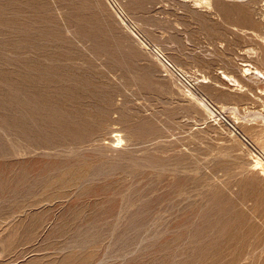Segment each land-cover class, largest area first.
<instances>
[{"label": "rangeland", "instance_id": "rangeland-1", "mask_svg": "<svg viewBox=\"0 0 264 264\" xmlns=\"http://www.w3.org/2000/svg\"><path fill=\"white\" fill-rule=\"evenodd\" d=\"M195 1L0 0V264H264V0Z\"/></svg>", "mask_w": 264, "mask_h": 264}, {"label": "built area", "instance_id": "built-area-1", "mask_svg": "<svg viewBox=\"0 0 264 264\" xmlns=\"http://www.w3.org/2000/svg\"><path fill=\"white\" fill-rule=\"evenodd\" d=\"M115 5L118 8L119 12L124 17H126L123 10L116 3H115ZM151 47H152V50L158 55V57L164 61L166 66L168 68H170L174 72V74H176V76H178L179 79H181L183 82H185L188 86H192L190 79L183 72V70H181L179 67H177L175 64H173L156 46L151 45ZM212 107L215 111H217L219 114H221V112L216 107H214V106H212ZM222 117L226 120V118L223 115H222ZM231 126L236 131V133L239 135L241 140L254 152V154H256L258 157H264V152L261 149H259L245 134L240 132L235 126H233L232 124H231Z\"/></svg>", "mask_w": 264, "mask_h": 264}, {"label": "bare ground", "instance_id": "bare-ground-1", "mask_svg": "<svg viewBox=\"0 0 264 264\" xmlns=\"http://www.w3.org/2000/svg\"><path fill=\"white\" fill-rule=\"evenodd\" d=\"M197 2H198V4H206V5H208V7L210 6H212V2H211V0H196ZM195 1V2H196ZM204 2V3H203ZM97 25V24H96ZM46 67V66H45ZM252 68L251 67H247V68H245V70L246 71H250ZM254 69V72H256V73H258V75L260 74L261 76H264V71L263 70H261L260 68H258V67H254L253 68ZM24 74V73H23ZM29 76V75H28ZM33 77V76H32ZM224 77H226V78H228V77H230V76H228V75H226V76H224ZM58 81V80H57ZM60 81H62V80H60ZM66 81V80H65ZM27 82V81H26ZM64 82V81H63ZM46 83V82H45ZM64 85V84H63ZM33 87V86H32ZM68 87V86H67ZM78 87V86H77ZM2 88V87H1ZM34 88V87H33ZM36 88V87H35ZM42 89V88H41ZM37 90H39V89H37ZM59 90V89H58ZM42 91V90H41ZM10 92V91H9ZM38 92V91H37ZM49 92V91H48ZM36 93V92H35ZM10 94V93H9ZM36 94H40V93H36ZM54 94H55V92H54ZM19 96H21V95H19ZM10 97V96H9ZM41 97V96H40ZM57 97V96H56ZM71 97V96H70ZM43 98H46V97H43ZM16 100V99H15ZM57 100V99H56ZM58 100H59V98H58ZM55 101V100H54ZM42 103V102H41ZM45 103V102H44ZM24 106V105H23ZM27 109H28V107H27ZM65 109V108H64ZM18 110V109H17ZM48 110V109H47ZM21 112V111H20ZM48 113V112H47ZM76 113V112H75ZM49 114V113H48ZM74 114V113H73ZM72 114V115H73ZM75 117V116H74ZM35 119V118H34ZM76 119V118H75ZM13 123V122H12ZM20 123V122H19ZM44 124V123H43ZM60 124V123H59ZM86 126V125H85ZM27 128V127H26ZM28 130V129H27ZM32 130V129H31ZM54 130V129H53ZM23 132V131H22ZM55 132V131H54ZM35 133H36V131H35ZM51 133V132H50ZM56 133V132H55ZM18 137V136H17ZM31 138V137H30ZM118 139V138H117ZM120 139V138H119ZM118 139V140H119ZM121 140V139H120ZM43 141V140H42ZM61 143H62V141H61ZM58 144V143H57ZM71 144H73V143H71ZM48 145V144H47ZM60 145V144H59ZM62 146V145H61ZM66 147V146H65ZM49 148V147H48ZM67 148V147H66ZM36 149V148H35ZM2 155V154H1ZM255 164H256V166L257 167H262V163H261V161H260V159L258 158V159H256L255 160V162H254ZM264 167V166H263ZM78 169V168H77ZM23 171V170H22ZM63 173V172H62ZM65 173V172H64ZM52 176V175H51ZM78 176H80V175H78ZM77 177V176H76ZM77 180V179H76ZM65 182V181H64ZM63 182V183H64ZM54 184V183H53ZM67 186V185H66ZM42 189V188H41ZM57 196V195H56ZM60 197V196H59ZM54 201V200H53Z\"/></svg>", "mask_w": 264, "mask_h": 264}]
</instances>
